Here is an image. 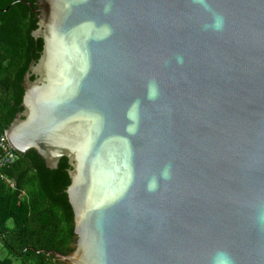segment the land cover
Instances as JSON below:
<instances>
[{"label":"water","instance_id":"obj_1","mask_svg":"<svg viewBox=\"0 0 264 264\" xmlns=\"http://www.w3.org/2000/svg\"><path fill=\"white\" fill-rule=\"evenodd\" d=\"M23 2L43 45L4 131L71 166L73 250L49 253L264 264V0Z\"/></svg>","mask_w":264,"mask_h":264},{"label":"trees","instance_id":"obj_2","mask_svg":"<svg viewBox=\"0 0 264 264\" xmlns=\"http://www.w3.org/2000/svg\"><path fill=\"white\" fill-rule=\"evenodd\" d=\"M23 1L35 8V0H0V132L22 110L24 74L43 45L32 35L37 14ZM16 156L0 170L14 181L11 187L0 178V243L8 251L0 264H61L49 251L66 254L74 241L65 192L71 166L62 156L50 168L35 149Z\"/></svg>","mask_w":264,"mask_h":264},{"label":"built area","instance_id":"obj_3","mask_svg":"<svg viewBox=\"0 0 264 264\" xmlns=\"http://www.w3.org/2000/svg\"><path fill=\"white\" fill-rule=\"evenodd\" d=\"M16 158V151L10 146L5 131L0 132V170L14 163ZM0 178L9 186H14V181L3 173L0 174Z\"/></svg>","mask_w":264,"mask_h":264},{"label":"rangeland","instance_id":"obj_4","mask_svg":"<svg viewBox=\"0 0 264 264\" xmlns=\"http://www.w3.org/2000/svg\"><path fill=\"white\" fill-rule=\"evenodd\" d=\"M8 253L7 249L0 243V257L6 256Z\"/></svg>","mask_w":264,"mask_h":264},{"label":"clouds","instance_id":"obj_5","mask_svg":"<svg viewBox=\"0 0 264 264\" xmlns=\"http://www.w3.org/2000/svg\"><path fill=\"white\" fill-rule=\"evenodd\" d=\"M221 259V264H228L226 256H224L223 253L220 254Z\"/></svg>","mask_w":264,"mask_h":264},{"label":"flooded vegetation","instance_id":"obj_6","mask_svg":"<svg viewBox=\"0 0 264 264\" xmlns=\"http://www.w3.org/2000/svg\"><path fill=\"white\" fill-rule=\"evenodd\" d=\"M35 2H36V0H35ZM75 242V234H74V241L72 242V244L70 245V251L69 252H71L72 250H73V243Z\"/></svg>","mask_w":264,"mask_h":264}]
</instances>
